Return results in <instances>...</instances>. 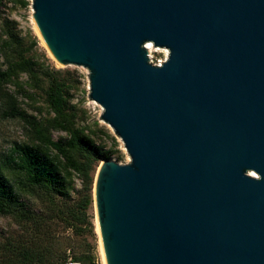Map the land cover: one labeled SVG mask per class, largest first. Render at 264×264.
<instances>
[{"label": "water", "instance_id": "obj_1", "mask_svg": "<svg viewBox=\"0 0 264 264\" xmlns=\"http://www.w3.org/2000/svg\"><path fill=\"white\" fill-rule=\"evenodd\" d=\"M32 8L130 156L95 174L107 264H264V0ZM147 42L169 50L161 65Z\"/></svg>", "mask_w": 264, "mask_h": 264}, {"label": "rangeland", "instance_id": "obj_2", "mask_svg": "<svg viewBox=\"0 0 264 264\" xmlns=\"http://www.w3.org/2000/svg\"><path fill=\"white\" fill-rule=\"evenodd\" d=\"M5 27L23 43L22 48L27 49L26 56L33 60L38 74L36 79L20 73L5 85L7 92L17 97L19 108L38 122L45 123L54 117L47 101L46 73H55L64 84L74 126L90 134L102 150L112 152L111 160L130 162L121 138L101 119V105L89 98L88 70L82 66H66L49 51L34 21L32 0H5L0 4V66L3 68H6L3 52L7 49L3 41L9 38ZM12 43L17 45L15 38ZM165 49L148 50L153 62L167 58ZM49 135L56 141L69 138L68 132L58 129L51 130ZM34 142V132L26 120L6 115L0 109V165L15 186L21 182V176L7 163L8 153L17 143ZM75 182L79 188L80 180ZM21 193L19 201L24 207L19 210L28 211L31 219L0 213V264H63L69 254L82 264H104L95 204L88 209V218L81 222L73 218L68 209L71 203L63 192L48 186L37 191L23 186Z\"/></svg>", "mask_w": 264, "mask_h": 264}, {"label": "trees", "instance_id": "obj_3", "mask_svg": "<svg viewBox=\"0 0 264 264\" xmlns=\"http://www.w3.org/2000/svg\"><path fill=\"white\" fill-rule=\"evenodd\" d=\"M4 1L0 0V4ZM4 31L9 38L3 41L7 49L3 52L6 68L0 66V109L6 115L26 120L34 132L35 142L17 143L8 153L7 163L21 176V182L17 186L7 179L0 165V213L31 219L28 211L19 210L24 207V203L19 201L23 186L32 191L48 186L63 192L71 203L68 209L73 218L84 222L88 218V209L94 204L96 171L103 160L112 159V152L102 150L90 134L74 126L68 112L64 84L55 73H46L49 80L47 101L54 117L45 123L38 122L19 108L17 97L7 92L5 85L20 73H27L36 79L38 74L35 63L26 56L27 49L22 48L23 43L16 40L15 33L10 28L5 27ZM14 38L16 46L12 43ZM53 129L68 132L69 138L65 141L53 140L49 135ZM52 150L56 154H52ZM76 179L80 180L79 188ZM69 256L78 260L73 254H69L63 264Z\"/></svg>", "mask_w": 264, "mask_h": 264}, {"label": "bare ground", "instance_id": "obj_4", "mask_svg": "<svg viewBox=\"0 0 264 264\" xmlns=\"http://www.w3.org/2000/svg\"><path fill=\"white\" fill-rule=\"evenodd\" d=\"M146 47H147V49L149 50V51H151L153 48H155V46L153 45V43L152 42H147L146 43ZM165 51H166V56L168 57V55H169V50L168 49H165ZM164 60H166V59H164ZM253 174V173H252ZM253 175H255V174H253ZM98 230H99V236H100V241H101V245H102V250H103V254H104V264H107V260H106V256H105V252H104V248H103V242H102V237H101V232H100V228H99V223H98Z\"/></svg>", "mask_w": 264, "mask_h": 264}, {"label": "built area", "instance_id": "obj_5", "mask_svg": "<svg viewBox=\"0 0 264 264\" xmlns=\"http://www.w3.org/2000/svg\"><path fill=\"white\" fill-rule=\"evenodd\" d=\"M167 49V48H166ZM150 60L153 62L152 58L150 57ZM165 60H159L158 63L153 62L154 64L161 65ZM65 264H81V262L74 259L72 256H69Z\"/></svg>", "mask_w": 264, "mask_h": 264}]
</instances>
